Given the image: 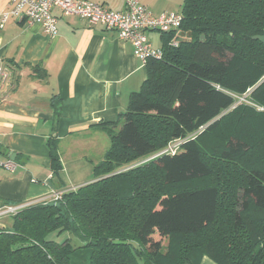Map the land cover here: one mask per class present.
<instances>
[{"label": "trees", "instance_id": "obj_1", "mask_svg": "<svg viewBox=\"0 0 264 264\" xmlns=\"http://www.w3.org/2000/svg\"><path fill=\"white\" fill-rule=\"evenodd\" d=\"M182 14L179 44L162 32L126 110L97 123L110 146L95 179L0 225V264H264V0H184Z\"/></svg>", "mask_w": 264, "mask_h": 264}, {"label": "crops", "instance_id": "obj_2", "mask_svg": "<svg viewBox=\"0 0 264 264\" xmlns=\"http://www.w3.org/2000/svg\"><path fill=\"white\" fill-rule=\"evenodd\" d=\"M91 1L115 11L126 5V0ZM140 1L154 15L182 12L184 3ZM10 5V0H0V68L9 74L6 81L0 74V161L15 165H0V210L75 189L89 183L83 182L88 176L93 181L94 166L110 146L108 132L97 123L116 121L147 75L134 46L117 31L54 8L58 34L51 36L25 16L2 23L1 14ZM146 35L162 47V32L148 30ZM55 140L62 162L58 172L49 148ZM200 264L217 263L205 255Z\"/></svg>", "mask_w": 264, "mask_h": 264}, {"label": "built area", "instance_id": "obj_3", "mask_svg": "<svg viewBox=\"0 0 264 264\" xmlns=\"http://www.w3.org/2000/svg\"><path fill=\"white\" fill-rule=\"evenodd\" d=\"M10 4L9 9L1 14L2 23L10 17L25 16L30 23H40L51 36L58 34V17L53 13L54 8L60 9L64 15H79L92 23H101L105 28L117 31L121 40L130 42L144 66L151 58L163 57L162 47H155L146 35L148 30L159 32L177 30V36L171 44L177 46L180 41L182 12H163L154 15L140 0H126L125 8L121 11L112 10L91 0H10ZM0 74L3 81L8 79L9 74L6 69L0 68ZM181 142L178 140L170 143L162 152L175 153ZM0 165L12 169L15 163L11 160L0 161ZM54 196L56 199L59 198L58 194ZM33 203L35 202L10 205L0 210V217L14 215Z\"/></svg>", "mask_w": 264, "mask_h": 264}, {"label": "rangeland", "instance_id": "obj_4", "mask_svg": "<svg viewBox=\"0 0 264 264\" xmlns=\"http://www.w3.org/2000/svg\"><path fill=\"white\" fill-rule=\"evenodd\" d=\"M252 91V90H251ZM251 92H246L244 95H235V98H236V100L238 101L237 103H239V102H241V101H246V99L244 100L243 98H247V96L250 94ZM242 98V99H241ZM247 100H248V98H247ZM249 103L250 104H253L254 105V102H252L250 99H249ZM90 161H97V160H99V159H89ZM139 160H141V159H139ZM139 160H137V161H139ZM137 161H134V162H137ZM134 162H132V163H134ZM131 163V164H132ZM130 167V165L129 166H125L124 168H129ZM92 178V176H88L86 179H84L83 180V182H91V179ZM86 184V183H85ZM187 184H191V185H188L189 187H191V186H195V185H197V184H199V181L198 180H190V181H188L187 182ZM56 194H58V196L59 197H61V194H62V192L61 193H56ZM55 195V194H54ZM51 196L50 198H48V199H46V200H42V202H52V201H55L56 200V197L55 196ZM41 202V201H40ZM3 222L5 223V225L6 226H9L10 224H11V215L10 216H6L4 219H3ZM67 236H68V234L67 233H63V234H58V233H53V234H51L50 236H49V238H51V239H53V240H56V241H58V242H61V241H63V240H65L66 238H67Z\"/></svg>", "mask_w": 264, "mask_h": 264}, {"label": "water", "instance_id": "obj_5", "mask_svg": "<svg viewBox=\"0 0 264 264\" xmlns=\"http://www.w3.org/2000/svg\"><path fill=\"white\" fill-rule=\"evenodd\" d=\"M255 39H261L262 41H264V36H254ZM202 39H204V37L202 36Z\"/></svg>", "mask_w": 264, "mask_h": 264}]
</instances>
